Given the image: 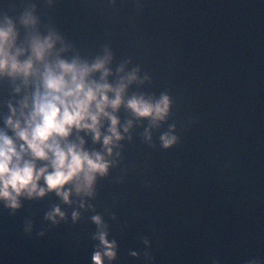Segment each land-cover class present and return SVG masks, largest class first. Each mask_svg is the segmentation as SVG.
<instances>
[{"label":"water","instance_id":"obj_1","mask_svg":"<svg viewBox=\"0 0 264 264\" xmlns=\"http://www.w3.org/2000/svg\"><path fill=\"white\" fill-rule=\"evenodd\" d=\"M26 12L34 25L21 22ZM6 17L18 33L12 51L25 49L21 61L34 36H51L47 63L91 67L107 58L86 82L125 88L119 107L106 108L120 139L104 145L111 120L102 116L99 141L75 127L62 140L82 139L108 163L91 196L73 182L70 202L55 191L21 196L16 209L0 200V264H93L101 230L116 242L104 264H264V0H0V25ZM34 67L27 83L0 75V131L18 149L24 141L6 121L23 127L22 102L27 115L43 91L44 62ZM165 95L163 119L128 106ZM165 135L176 138L168 147ZM57 206L65 215L55 223L47 214Z\"/></svg>","mask_w":264,"mask_h":264},{"label":"clouds","instance_id":"obj_2","mask_svg":"<svg viewBox=\"0 0 264 264\" xmlns=\"http://www.w3.org/2000/svg\"><path fill=\"white\" fill-rule=\"evenodd\" d=\"M24 25L35 24V18L26 12L21 17ZM18 33L13 21L5 18V23L0 25V75L23 76L25 83L27 78L39 73L34 67L36 61L44 62L42 76L43 91L37 88L33 96L31 111L25 115L23 108L28 107L27 100L22 102L21 120H13L9 117L6 121L20 140L24 141L19 149L12 137L0 131V200L6 202V206L13 209L20 207L21 196L26 195L29 199L33 196H44L47 192L55 191L62 196L65 202H70L72 189L65 185L73 183L75 192H81L91 196L96 174L101 176L107 172L108 163L104 161L99 152L89 153L83 150V140L80 145L75 143H63L73 127L77 130L88 129L94 133L93 139L100 140V119L102 116L111 120L109 132L111 135L104 136L103 143L107 147L113 143V138L120 139L117 130L118 119L112 113L106 111L111 107L117 109L122 102V93L125 85L120 84L112 88L107 83L86 82V76L93 70L104 68L107 58L97 60L89 67L87 64L80 65L76 61L68 63L57 60L54 65L46 62V56L53 47L52 37L41 39L34 36L31 39V55L21 61L19 57L25 49L16 48L12 51ZM107 75V69L104 72ZM134 75L128 77L134 79ZM19 91V89H17ZM115 92V98L109 99L107 92ZM128 106L142 117L151 116L153 119H163L169 108L168 96H162L155 104L141 98L133 97L128 101ZM11 107V106H10ZM15 109H12L15 115ZM90 121V122H89ZM127 129H125L126 131ZM175 137H162L163 146L168 147L175 142ZM111 152V148H108ZM30 154L29 159L25 156ZM47 161L42 167L37 168L36 161ZM51 168V171H49ZM43 179L44 185H40ZM64 217V212L57 206L47 214V218L56 221V216ZM73 220L78 219L79 213L73 212ZM92 220L103 227L102 218L93 216ZM97 238L100 245L93 253V264H104L105 258L115 259L116 242L107 239L106 231H99Z\"/></svg>","mask_w":264,"mask_h":264}]
</instances>
